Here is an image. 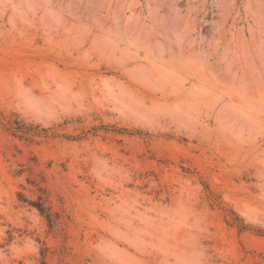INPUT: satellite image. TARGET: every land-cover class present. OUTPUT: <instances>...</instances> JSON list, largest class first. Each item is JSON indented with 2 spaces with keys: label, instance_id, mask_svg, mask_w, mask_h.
<instances>
[{
  "label": "rangeland",
  "instance_id": "374dc122",
  "mask_svg": "<svg viewBox=\"0 0 264 264\" xmlns=\"http://www.w3.org/2000/svg\"><path fill=\"white\" fill-rule=\"evenodd\" d=\"M0 264H264V0H0Z\"/></svg>",
  "mask_w": 264,
  "mask_h": 264
}]
</instances>
